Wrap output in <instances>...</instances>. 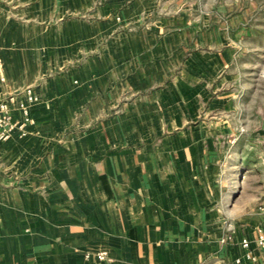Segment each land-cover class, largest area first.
Masks as SVG:
<instances>
[{
    "label": "crops",
    "instance_id": "0c3cea01",
    "mask_svg": "<svg viewBox=\"0 0 264 264\" xmlns=\"http://www.w3.org/2000/svg\"><path fill=\"white\" fill-rule=\"evenodd\" d=\"M122 1L0 0V100L38 96L0 142V264H264L241 245L264 208L226 207L227 126L207 119L223 57L190 53L184 12Z\"/></svg>",
    "mask_w": 264,
    "mask_h": 264
},
{
    "label": "rangeland",
    "instance_id": "374dc122",
    "mask_svg": "<svg viewBox=\"0 0 264 264\" xmlns=\"http://www.w3.org/2000/svg\"><path fill=\"white\" fill-rule=\"evenodd\" d=\"M106 1L95 0L94 7ZM132 1L119 2L112 14L117 16L120 8ZM144 1L149 6L147 19L180 16L184 12L189 24L186 31L191 38L190 53L198 51L194 43L200 38L208 42L200 45V51L217 52L223 57V70L217 69L207 81L211 100L217 99L212 100L215 109L207 119L227 126L221 161V180L226 185L223 193L228 202L225 205L238 207L239 224L258 216L264 208V0ZM76 16L85 19L84 14L62 18ZM143 18L144 21L146 16ZM138 26L131 23L126 30Z\"/></svg>",
    "mask_w": 264,
    "mask_h": 264
},
{
    "label": "built area",
    "instance_id": "2783aa9c",
    "mask_svg": "<svg viewBox=\"0 0 264 264\" xmlns=\"http://www.w3.org/2000/svg\"><path fill=\"white\" fill-rule=\"evenodd\" d=\"M16 96H9L0 100V142L8 140L14 130H18L21 135L27 133V125L32 121L30 109L33 103L38 100L37 94L32 88H27L25 90V99L15 100ZM13 104H17L20 111L21 117L16 119L11 113V108ZM256 243L257 246H264V225L257 228V235L254 240L245 237L241 240V245L246 251L244 257L248 260H253L255 257L251 252L252 244ZM89 257L90 254L85 255ZM107 256L106 252L97 253V257L101 260L105 259ZM237 263L242 262V257L236 259Z\"/></svg>",
    "mask_w": 264,
    "mask_h": 264
}]
</instances>
